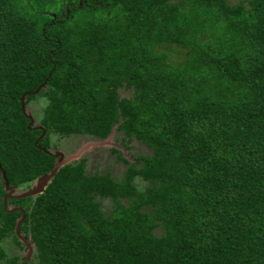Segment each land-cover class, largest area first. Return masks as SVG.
I'll return each instance as SVG.
<instances>
[{
    "label": "trees",
    "instance_id": "obj_1",
    "mask_svg": "<svg viewBox=\"0 0 264 264\" xmlns=\"http://www.w3.org/2000/svg\"><path fill=\"white\" fill-rule=\"evenodd\" d=\"M112 130L121 178L80 157L3 207L1 169ZM0 264H264V0H0Z\"/></svg>",
    "mask_w": 264,
    "mask_h": 264
},
{
    "label": "rangeland",
    "instance_id": "obj_2",
    "mask_svg": "<svg viewBox=\"0 0 264 264\" xmlns=\"http://www.w3.org/2000/svg\"><path fill=\"white\" fill-rule=\"evenodd\" d=\"M181 54L179 51L175 50L170 53L169 61L170 62H178L180 60ZM37 103H30L27 106L28 113L35 118L37 121L39 118V107L36 105ZM115 133L112 131L107 139L103 141H95L86 137H78L75 135L69 136L67 138L58 139L53 137L51 139L52 144L55 145V148H51L50 151L55 152L58 151L62 153L64 156L71 155L76 153L81 147L92 144L89 146L80 157L85 158L86 162V171L88 173L94 172L96 170L98 173L107 172L113 178L119 179L121 178L124 165L117 161L116 156L109 151L110 148H115L121 151V155L127 160L132 161L129 154L119 145L117 141H115ZM131 149L132 154L143 152V148L139 147L137 144L133 143ZM138 186L140 182H136ZM102 209L107 212L109 211V205L102 204ZM21 255L24 252H20Z\"/></svg>",
    "mask_w": 264,
    "mask_h": 264
},
{
    "label": "water",
    "instance_id": "obj_3",
    "mask_svg": "<svg viewBox=\"0 0 264 264\" xmlns=\"http://www.w3.org/2000/svg\"><path fill=\"white\" fill-rule=\"evenodd\" d=\"M34 93H36V92H34ZM23 103H24V99L22 98L21 99V108L22 109H23ZM23 113L29 119V122L31 123L32 122V116L28 113L27 108L25 109V111H23ZM33 128H38V127H33ZM98 141L101 142L103 140H98ZM91 145L92 144L85 145V146L81 147L76 153H73V154L67 155V156H64L62 153H60L58 151H55V152L51 151L50 155L56 158V161H55L52 169L47 174L42 175L37 180L32 182L30 187L27 189H24V190L17 189L14 186H9L6 179H5L4 172L1 169V177L3 179V189L5 191V195L3 197V207L5 208L6 199H9V198H26V197H31V196H36L38 194H41L43 192L45 186L50 182V179L52 178V176L57 172V170L60 167L70 163L71 161L78 160L80 158L81 154ZM15 210H20V209L16 208V207H11V208L7 209L8 212H13ZM21 221H22V217H20L17 220L14 232H15L16 236L18 237V239L27 246V250L25 253V256H26L25 259H28L30 257L31 250L33 249V246L31 244V240L29 238L26 239L24 236L18 234V232H17Z\"/></svg>",
    "mask_w": 264,
    "mask_h": 264
}]
</instances>
